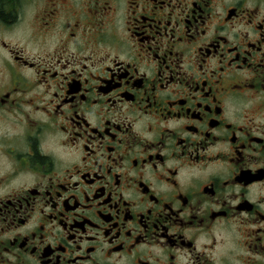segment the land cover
Wrapping results in <instances>:
<instances>
[{
    "label": "flooded vegetation",
    "instance_id": "af4514ba",
    "mask_svg": "<svg viewBox=\"0 0 264 264\" xmlns=\"http://www.w3.org/2000/svg\"><path fill=\"white\" fill-rule=\"evenodd\" d=\"M0 264H264V0H0Z\"/></svg>",
    "mask_w": 264,
    "mask_h": 264
}]
</instances>
